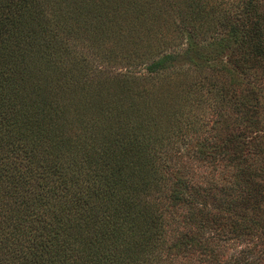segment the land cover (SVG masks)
Segmentation results:
<instances>
[{
  "label": "trees",
  "instance_id": "16d2710c",
  "mask_svg": "<svg viewBox=\"0 0 264 264\" xmlns=\"http://www.w3.org/2000/svg\"><path fill=\"white\" fill-rule=\"evenodd\" d=\"M259 61L264 0H0V264L253 263L219 257L242 213L188 171H242L215 74Z\"/></svg>",
  "mask_w": 264,
  "mask_h": 264
},
{
  "label": "rangeland",
  "instance_id": "374dc122",
  "mask_svg": "<svg viewBox=\"0 0 264 264\" xmlns=\"http://www.w3.org/2000/svg\"><path fill=\"white\" fill-rule=\"evenodd\" d=\"M259 64L260 66L256 64L244 72H236L230 76L215 74V77L219 75L217 78L221 82L229 84L230 90L235 91L243 103L237 109L224 106L219 120L214 123L219 134L240 133L242 138H248L253 143L252 153L246 160L238 162L242 171L235 170L233 166L231 172L230 166H223L220 161L203 164L197 159L190 160L188 171V174L197 180L211 177L216 184L210 191H213L216 199H227L229 203H237L234 207L238 215L242 213V218L237 219L240 225L245 227L236 231L229 229L224 236L221 235L219 257L225 260L228 252L248 246L253 255H259L250 264H264V64L262 61H259ZM215 114L216 112L207 104L203 105L201 115L207 121V127L216 117ZM197 200L202 201L204 209L213 210L216 204L210 193L198 197ZM183 264L198 263L191 258L190 261L184 260Z\"/></svg>",
  "mask_w": 264,
  "mask_h": 264
}]
</instances>
